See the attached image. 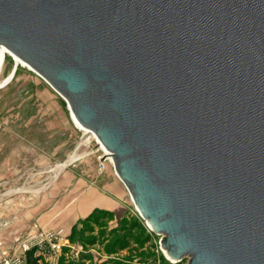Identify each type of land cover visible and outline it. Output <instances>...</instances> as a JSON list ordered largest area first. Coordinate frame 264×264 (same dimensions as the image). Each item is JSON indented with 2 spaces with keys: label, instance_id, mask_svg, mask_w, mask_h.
<instances>
[{
  "label": "water",
  "instance_id": "95a60500",
  "mask_svg": "<svg viewBox=\"0 0 264 264\" xmlns=\"http://www.w3.org/2000/svg\"><path fill=\"white\" fill-rule=\"evenodd\" d=\"M0 46L94 133L170 259L264 264V0H0Z\"/></svg>",
  "mask_w": 264,
  "mask_h": 264
},
{
  "label": "rangeland",
  "instance_id": "374dc122",
  "mask_svg": "<svg viewBox=\"0 0 264 264\" xmlns=\"http://www.w3.org/2000/svg\"><path fill=\"white\" fill-rule=\"evenodd\" d=\"M14 64L0 86V264L25 258L19 241L37 229H62L65 237L59 252H34L40 264H185L187 257L166 255L162 234L130 198L119 211L76 215L72 179L115 173L112 162L100 168L95 136L74 123L65 98L31 68L6 54L0 80Z\"/></svg>",
  "mask_w": 264,
  "mask_h": 264
},
{
  "label": "crops",
  "instance_id": "0c3cea01",
  "mask_svg": "<svg viewBox=\"0 0 264 264\" xmlns=\"http://www.w3.org/2000/svg\"><path fill=\"white\" fill-rule=\"evenodd\" d=\"M72 188L76 190L73 210L77 216L86 214L93 208L119 211L126 208L129 193L118 176L105 170L91 176L72 179Z\"/></svg>",
  "mask_w": 264,
  "mask_h": 264
},
{
  "label": "built area",
  "instance_id": "2783aa9c",
  "mask_svg": "<svg viewBox=\"0 0 264 264\" xmlns=\"http://www.w3.org/2000/svg\"><path fill=\"white\" fill-rule=\"evenodd\" d=\"M99 144V143H98ZM102 151V154L98 155L99 166L102 168L104 166V161L109 160L105 151L99 146ZM111 163V162H110ZM65 239L62 229H37L36 231H31L25 235L20 241L19 246L22 248V251L25 253L27 250L35 249L36 254L42 253V249L48 247L52 251L59 252L62 241ZM19 240V239H18ZM11 261V263H10ZM5 264H29L26 259L22 257L21 259L15 260H4Z\"/></svg>",
  "mask_w": 264,
  "mask_h": 264
},
{
  "label": "bare ground",
  "instance_id": "6f19581e",
  "mask_svg": "<svg viewBox=\"0 0 264 264\" xmlns=\"http://www.w3.org/2000/svg\"><path fill=\"white\" fill-rule=\"evenodd\" d=\"M6 54H9V55H11V56L13 57V59H14V63H20V64H22V65H26V66H28V65L25 64L23 61H21L18 57H16V56L13 55L12 53H10L5 47L0 46V70H1V68H2L3 61H4V58H5V55H6ZM28 67H29V66H28ZM29 68H30V67H29ZM12 74H13V72H12V69H11L10 72L6 75V77H5L3 80H0V86L6 84V83L11 79ZM71 117H72L74 123H75L78 127L82 128V129H84V130H86L87 132H91V131H89L88 129H86V128H84L83 126H81V125L79 124V122L75 119V117L73 116L72 113H71ZM91 133H92V132H91ZM92 134L94 135V133H92ZM94 136H95V135H94ZM95 138H96L97 143H99V141H98V139H97L96 136H95ZM99 145H100V147L105 151V153L107 154V157H108L109 161L112 162V161H111V157L108 155V154H109L108 151L103 147V145H102L101 143H99ZM171 260H172V259H171Z\"/></svg>",
  "mask_w": 264,
  "mask_h": 264
},
{
  "label": "trees",
  "instance_id": "16d2710c",
  "mask_svg": "<svg viewBox=\"0 0 264 264\" xmlns=\"http://www.w3.org/2000/svg\"><path fill=\"white\" fill-rule=\"evenodd\" d=\"M34 251H35V249L27 250L24 253L25 259H26L27 263H29V264H40L41 256L35 255Z\"/></svg>",
  "mask_w": 264,
  "mask_h": 264
}]
</instances>
